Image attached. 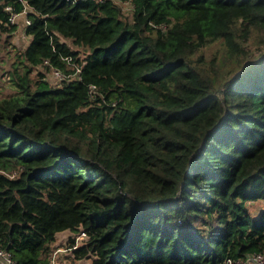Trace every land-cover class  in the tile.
I'll return each instance as SVG.
<instances>
[{"label": "trees", "instance_id": "trees-1", "mask_svg": "<svg viewBox=\"0 0 264 264\" xmlns=\"http://www.w3.org/2000/svg\"><path fill=\"white\" fill-rule=\"evenodd\" d=\"M26 6L0 97V248L53 264L71 230L85 264L264 254V51L245 56L264 0H0V37ZM68 56L81 71L57 82Z\"/></svg>", "mask_w": 264, "mask_h": 264}, {"label": "rangeland", "instance_id": "rangeland-1", "mask_svg": "<svg viewBox=\"0 0 264 264\" xmlns=\"http://www.w3.org/2000/svg\"><path fill=\"white\" fill-rule=\"evenodd\" d=\"M118 3H120L125 13L131 12V9L133 8L132 4H130L129 2H124V3L118 2ZM25 26L26 25L24 24V27ZM23 33L24 34L22 35L21 39L24 38L23 40H26V43H27L30 38L27 36L25 31ZM18 34L20 33L17 32L16 35ZM16 35L13 36L10 34L6 36L5 34H3L0 37V45L2 46V48H0V97L14 94L16 93V90H17V87L12 83L9 77L10 75L9 70L12 67L13 61L15 60V52L19 48L16 45L18 44V41H16L18 37H16ZM217 48H218L217 44H215L213 47L208 48L207 54L212 55V52H214ZM262 51H264V47H260V46L258 47L255 45V43L252 40L249 41L245 47L246 60L254 59ZM261 204H262V201H258V202L256 201L250 204V207L254 213V216L258 214ZM71 234H72L71 230H66L64 232L59 233L58 239L54 245L57 246V248L58 247L67 248L65 245L69 237L71 236ZM69 252L71 251H67L68 254L65 255V257H62L60 255L57 256L55 263L56 264H85L84 263L85 259H80V260L74 259L71 253ZM61 253H65V252H61Z\"/></svg>", "mask_w": 264, "mask_h": 264}, {"label": "built area", "instance_id": "built-area-1", "mask_svg": "<svg viewBox=\"0 0 264 264\" xmlns=\"http://www.w3.org/2000/svg\"><path fill=\"white\" fill-rule=\"evenodd\" d=\"M6 9L12 10L11 6H8ZM31 10V7L26 6L25 9L21 12H12L9 16V21L11 24H15L17 23V19L20 15H24L25 16V25L31 24V20L28 17V12ZM68 61L73 63V65L75 66V70L72 72H65L63 70H61L58 67L55 66H51L50 68V76L55 79L57 82H61L65 79L68 78H73L75 76H77V74L81 71V66H78L76 64V62L73 61V58L71 56L67 57ZM50 63L48 60L44 61V64H48ZM97 86L92 84L90 85L89 88V96L94 98L96 97L97 94ZM85 232H82L80 234L79 237L84 236ZM78 237V238H79ZM77 243L74 245L76 246ZM0 258H1V264H19L17 261H15L11 255L4 251L3 249L0 248ZM55 264V262L53 263ZM224 264H264V254L263 253H253L248 255L245 258H238V259H234V258H227L224 262Z\"/></svg>", "mask_w": 264, "mask_h": 264}, {"label": "crops", "instance_id": "crops-1", "mask_svg": "<svg viewBox=\"0 0 264 264\" xmlns=\"http://www.w3.org/2000/svg\"><path fill=\"white\" fill-rule=\"evenodd\" d=\"M25 22V16L23 15H20L19 18H18V21H17V25H16V28L14 30V32L11 33V35L15 36L17 32H19L20 34L16 35L17 40L18 41V44H16L19 49L20 48H24L27 46L28 42L26 43V40H23L24 38L21 39L22 35L24 34L23 32L25 31V27H24V23ZM24 37V36H23ZM67 251H71V249H68V248H63V247H59L56 249V252H55V255L54 257L56 258L57 256H62V257H65V255H67ZM61 252H65V253H61ZM71 253V252H69ZM89 260H86L85 259V262L84 263H88ZM0 264H1V258H0ZM56 264V263H55Z\"/></svg>", "mask_w": 264, "mask_h": 264}]
</instances>
